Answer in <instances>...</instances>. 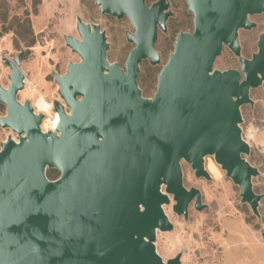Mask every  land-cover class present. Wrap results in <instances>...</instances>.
Segmentation results:
<instances>
[{
	"label": "water",
	"instance_id": "1",
	"mask_svg": "<svg viewBox=\"0 0 264 264\" xmlns=\"http://www.w3.org/2000/svg\"><path fill=\"white\" fill-rule=\"evenodd\" d=\"M145 1L95 0L134 28L125 32L134 46L122 65L107 59L100 25L76 19L79 38L64 39L80 60L53 74L64 101L53 104L54 129L43 130L44 114L17 99L22 52L4 58L10 82L0 84V127L16 138L0 144V264H180V253L161 257L156 235L173 227L164 210L171 199L184 217L192 201L206 206L197 187L184 186L181 162L210 179L208 155L259 216V171L240 124L250 90L264 82V31L251 57L241 55L238 32L256 25L250 16L264 14V0H186L193 30L176 34L151 97L138 85L140 63H159L155 42L170 12L168 0ZM224 46L240 69L214 68Z\"/></svg>",
	"mask_w": 264,
	"mask_h": 264
},
{
	"label": "rangeland",
	"instance_id": "2",
	"mask_svg": "<svg viewBox=\"0 0 264 264\" xmlns=\"http://www.w3.org/2000/svg\"><path fill=\"white\" fill-rule=\"evenodd\" d=\"M172 1L171 25L166 32L159 31L155 43L160 53L159 63L151 64L148 60L140 63L137 81L146 97L155 91L157 75L173 50L176 33L193 29L192 14L180 0ZM77 18L100 25L109 43L107 59L122 65L134 45L126 39L125 32H134V28L126 17L118 19L101 13L95 0H0V84L7 87L10 82V68L4 58L13 59L22 52L19 66L24 84L17 99L29 100L35 112L44 114L43 130L55 127L54 102L64 104L53 74H64L68 62L80 60L64 39L65 35L79 38ZM250 19L256 25L238 32L241 55L245 57L257 51L258 36L264 30V14H255ZM214 68L240 69V62L224 47ZM250 98L251 104L241 106L240 126L243 138L250 145L246 158L259 171L253 178V190L263 194L258 205L259 216L248 203L241 201L239 186L226 176L213 156L208 155L204 160L210 179L196 177L190 165L182 161L184 186L197 187L206 206L197 210L192 201L184 217L173 211L172 199L164 205L173 225L170 231H158L156 235V250L164 260L180 253V264H264V82L250 90ZM38 99L48 104L47 110L36 106ZM65 110L68 111L66 106ZM5 114L6 107L0 103V116ZM9 136L16 138L11 129L0 127V144ZM58 173L48 177L54 179Z\"/></svg>",
	"mask_w": 264,
	"mask_h": 264
},
{
	"label": "flooded vegetation",
	"instance_id": "3",
	"mask_svg": "<svg viewBox=\"0 0 264 264\" xmlns=\"http://www.w3.org/2000/svg\"><path fill=\"white\" fill-rule=\"evenodd\" d=\"M157 1H159V0H146L145 2H146V4L148 5V6H151L153 3H155V2H157ZM173 1L172 0H168V7H167V9L165 10L166 12L168 11V12H170V14L168 15V17H167V19H166V29L163 31V30H161V29H159L158 30V33H159V31H161V32H166L167 31V29L170 27V25H171V20H172V18L174 17V14H173V12L171 11V7H172V3ZM180 2L181 3H183V5H185V7H186V9H187V12L188 13H191L190 11H189V8H188V4H187V1L186 0H180ZM192 14V13H191ZM263 14V13H262ZM256 15H259V14H256ZM251 16H253V15H251ZM192 22H193V14H192ZM193 30V29H192ZM181 31H187V30H181ZM264 31V30H263ZM262 31V32H263ZM180 32V31H179ZM188 32H191V31H188ZM261 32V33H262ZM178 33V32H177ZM176 33V34H177ZM260 33V34H261ZM259 34V35H260ZM158 38V37H157ZM258 38H259V36H258ZM175 40V39H174ZM157 41V40H156ZM156 43V42H155ZM134 46V45H133ZM224 47H226V46H224ZM223 47V48H224ZM129 52V51H128ZM253 53V52H252ZM251 53V54H252ZM160 54V53H159ZM250 57H251V55H250ZM143 60H148V59H143ZM142 60V61H143ZM149 61V60H148ZM139 74V73H138Z\"/></svg>",
	"mask_w": 264,
	"mask_h": 264
},
{
	"label": "bare ground",
	"instance_id": "4",
	"mask_svg": "<svg viewBox=\"0 0 264 264\" xmlns=\"http://www.w3.org/2000/svg\"><path fill=\"white\" fill-rule=\"evenodd\" d=\"M36 106L42 111H45L48 108V104L46 102L42 101V99H38V101L36 102ZM57 121H58V115H57V118L55 120V125H56Z\"/></svg>",
	"mask_w": 264,
	"mask_h": 264
},
{
	"label": "trees",
	"instance_id": "5",
	"mask_svg": "<svg viewBox=\"0 0 264 264\" xmlns=\"http://www.w3.org/2000/svg\"><path fill=\"white\" fill-rule=\"evenodd\" d=\"M46 173H47V176L48 175L51 176L53 174H57L58 173V170L57 169H54V168H49V169H47Z\"/></svg>",
	"mask_w": 264,
	"mask_h": 264
}]
</instances>
